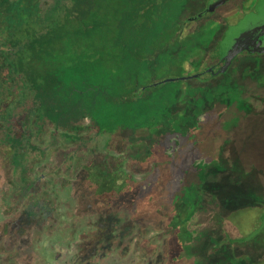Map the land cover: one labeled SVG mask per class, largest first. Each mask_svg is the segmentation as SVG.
<instances>
[{
    "label": "trees",
    "instance_id": "obj_1",
    "mask_svg": "<svg viewBox=\"0 0 264 264\" xmlns=\"http://www.w3.org/2000/svg\"><path fill=\"white\" fill-rule=\"evenodd\" d=\"M186 1L0 0V107L5 106L0 111V118H5L0 150L6 147L8 151L6 162L13 178H22L15 167L26 158L23 167L30 177L24 188L5 189L1 203L18 209L20 219L39 236L52 231L51 241L60 236L74 243L75 252L69 264H96L110 254L120 258L130 255L136 258V264L194 263L192 260L187 263L185 255L197 257L201 260L199 264H227L225 260L212 261L211 256L219 249L231 247L233 242L248 240L256 249H264V225L252 231V235H245L246 238L218 242L210 233L207 238L211 247L203 242L204 233L200 230L203 223L198 215L202 209L201 189L188 185L180 176L174 178L170 188L168 183H162L159 172L168 170L167 162L172 159L152 162L151 172L139 180L131 179L125 171L104 170L105 167L93 163L105 157L103 144L97 146V136L104 131L124 133L130 143L153 142V122H163L162 113H148L138 102L143 98L141 90L154 83L143 85L119 79L123 71L118 69V62L132 65L133 58L136 62L147 60L148 56L136 47L138 29L146 24L156 25L166 43L182 44L178 20ZM248 59L245 56L241 60ZM104 62L109 63L108 67ZM166 112L163 113L167 118ZM199 113L192 111L191 115L197 117ZM84 118L94 130L79 139L77 133L81 129L75 124ZM189 118L180 113L167 122L177 132ZM30 125L41 131L61 129L68 140L79 139V145L72 151L66 147L63 136L61 142L57 141L64 151L60 152L56 172L32 169L41 160L44 162L46 145L32 139ZM79 157L85 159L75 170L74 160ZM80 173L83 178L77 180ZM55 178L66 182L69 188L64 200L54 190L51 201L44 195L46 184ZM82 185V190L76 188ZM178 186L184 191L172 200L171 191ZM139 199L149 206L157 205L147 211L159 218L155 229L136 224L134 219L138 217L134 211L130 216L98 212V207L122 205L134 210ZM177 202L185 205L186 211L169 213ZM60 208L62 213H58ZM89 227L95 228V233ZM9 240L6 249L13 246L15 249L11 264H32L29 255L33 252L34 234L18 241ZM19 256L25 258L19 261ZM226 257L228 264H246L243 257L223 258ZM249 264H264V256Z\"/></svg>",
    "mask_w": 264,
    "mask_h": 264
},
{
    "label": "rangeland",
    "instance_id": "obj_2",
    "mask_svg": "<svg viewBox=\"0 0 264 264\" xmlns=\"http://www.w3.org/2000/svg\"><path fill=\"white\" fill-rule=\"evenodd\" d=\"M204 5L205 0H187L184 4L178 20L182 40L179 46L163 41L156 25L146 24L138 29L136 47L148 58L145 62H136L133 58L132 65L118 62V69L123 71L119 79L143 82V85L154 83L141 90L143 98L138 104L142 110H149L148 113H162L160 119L163 122H153L155 133L152 135V143L148 140L130 143L124 133L102 132L97 136V146L103 144L102 153L105 157L93 163L105 167L104 170L125 171L131 179L139 180L151 172L152 162H161L167 157L172 159L173 162H167L168 170L159 172L162 183H168L170 188L174 178L180 176L188 185L198 187L199 191L201 189L202 209L198 213L203 223L200 228L204 233L201 240L208 242L211 247L207 238L210 233L218 242H226L228 238H246L260 226L264 211V79L260 77L264 74V54L256 55L260 58L258 62L242 61L230 66L224 73L212 74L207 71L216 63L217 38L223 29V21L218 18V14L228 13L232 8L228 7L226 10L219 7L216 11L189 19L204 10ZM233 20L232 17H227L228 23ZM160 46L162 50H159ZM153 51L156 52L150 55ZM104 65L108 67L109 63L104 62ZM129 69L131 73L128 72ZM168 78L171 80H165ZM4 108L5 106H1L0 111L3 112ZM164 111L168 113L167 118ZM192 111L200 113L195 117L191 115ZM180 113L189 115L190 118L176 132L167 121ZM4 119L0 120V139L3 137ZM75 126L81 129L77 133L79 139L94 130L85 118ZM61 131L63 130L52 128L41 131L30 125L32 139L37 144L42 142L46 145L45 163L41 160L32 167L33 170L48 173L57 171L60 152L64 151L57 142H61L60 137H64V132ZM69 132L75 133L71 130ZM63 139L69 151L75 150L79 145V139ZM6 151V147L0 150V264H11L15 249L14 246L6 249L9 239L18 241L31 234H34L35 239L33 252L29 255L32 264H69L70 257L75 252L74 243L60 236L56 241H51L49 236L52 231L39 236V233L31 231L20 219L18 209L7 208L1 203V193L5 189L16 186L24 188L30 180L28 170L23 167L27 158L22 159L23 163H18L15 167L22 178L19 180L18 177L11 176ZM36 152L40 153L38 149ZM84 159H75L73 169L78 170ZM82 178L83 173H80L77 180ZM178 187L171 191L172 200L184 191L182 186ZM76 188L82 190L84 185ZM52 190L64 200L69 188H66V182L55 178L45 186L44 195L50 201ZM137 201L134 210L122 205L98 207V212L104 214L113 211L130 216V212L134 211L133 214L138 217L134 219L136 224L155 229L160 223L159 218H154L147 211L157 205L153 203L149 206L140 199ZM62 205L65 207V204ZM62 209H58V213H62ZM180 209L186 211L185 205L177 202L169 213L176 215ZM169 223L168 220L167 224ZM63 226L62 223L61 227ZM91 229L95 233L96 229ZM220 229L227 236L226 239ZM229 247L217 250L211 256L212 261L225 260L228 264V258L223 257L233 255L245 258L244 263L249 264L264 256V249H256L248 240L233 242ZM24 258L25 256L18 257L19 261ZM135 259L130 255L120 258L110 254L96 264H136ZM184 260L187 263L192 260L195 264L201 261L188 255H185Z\"/></svg>",
    "mask_w": 264,
    "mask_h": 264
},
{
    "label": "flooded vegetation",
    "instance_id": "obj_3",
    "mask_svg": "<svg viewBox=\"0 0 264 264\" xmlns=\"http://www.w3.org/2000/svg\"><path fill=\"white\" fill-rule=\"evenodd\" d=\"M208 4L213 5L211 11L219 7L232 8L228 13L218 14V18L223 21V29L217 38L216 63L209 67L212 69L209 72L214 74L223 65V57L231 48L230 44H234L238 52L231 58L227 69L242 62L245 56L249 57L247 61L258 62L260 58L256 55L264 54V0H205L204 9ZM227 17L234 19L232 23L227 22ZM260 77L264 79V74Z\"/></svg>",
    "mask_w": 264,
    "mask_h": 264
},
{
    "label": "water",
    "instance_id": "obj_4",
    "mask_svg": "<svg viewBox=\"0 0 264 264\" xmlns=\"http://www.w3.org/2000/svg\"><path fill=\"white\" fill-rule=\"evenodd\" d=\"M212 8H213V5L208 4V6L204 10H202L201 12L197 13L196 15L190 17L189 19L198 18L199 16L205 14L206 12L211 11ZM234 46H235L234 44H230L231 48L230 49L228 48L227 52L224 54V57H223L224 63H223V65L221 67H219L216 71H214L215 73H221V72H224L227 69L228 65L230 64L231 58H233V56L236 54V52H238V49H236ZM209 70H212V69L208 68V71ZM165 80H171V78H168V79H165ZM263 225H264V211H263V214H262V218H261L259 229H257V230H260V228Z\"/></svg>",
    "mask_w": 264,
    "mask_h": 264
},
{
    "label": "crops",
    "instance_id": "obj_5",
    "mask_svg": "<svg viewBox=\"0 0 264 264\" xmlns=\"http://www.w3.org/2000/svg\"><path fill=\"white\" fill-rule=\"evenodd\" d=\"M263 80V79H262Z\"/></svg>",
    "mask_w": 264,
    "mask_h": 264
}]
</instances>
